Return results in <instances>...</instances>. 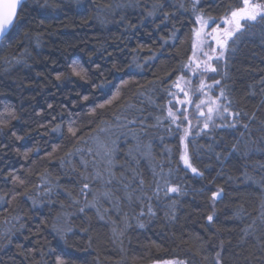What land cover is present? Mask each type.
<instances>
[{"label": "trees", "instance_id": "16d2710c", "mask_svg": "<svg viewBox=\"0 0 264 264\" xmlns=\"http://www.w3.org/2000/svg\"><path fill=\"white\" fill-rule=\"evenodd\" d=\"M240 3L24 0L0 40V264H264V21L209 76L238 115H189L203 175L167 118L196 16Z\"/></svg>", "mask_w": 264, "mask_h": 264}, {"label": "snow or ice", "instance_id": "6c2138e0", "mask_svg": "<svg viewBox=\"0 0 264 264\" xmlns=\"http://www.w3.org/2000/svg\"><path fill=\"white\" fill-rule=\"evenodd\" d=\"M23 2L24 0H0V36H4L17 23L19 19V11H22ZM198 2L199 0H194V11L195 3ZM258 17L261 21H264V0H241L240 5L235 8L230 7L228 13L220 21H215L211 17H209L208 20H205L202 15H197L196 23L198 27L193 30V57L190 58L189 64L185 65V67H189V69L193 71V75H195V70L191 69V64L193 63L195 64L196 69L202 67L203 72L215 73L217 68L214 67L210 61L213 59L222 60L225 54L229 51L230 42L235 44L240 38L238 34H242V30L245 28L246 24L256 21ZM209 21L212 23L211 27H209ZM204 44H207L211 51L217 53V55L210 56L208 52H205L203 50ZM213 44L215 45L214 47ZM198 46L200 47L203 56L207 57L206 60L201 61L195 59V50ZM81 72L82 70L73 68V73L75 75L81 76ZM60 78V75H57V79ZM181 79H185V77L183 75L179 76L177 80L173 82V87L178 88L180 92L184 94V99H180L179 96L171 90L168 91V95L174 97L177 104L182 107H176L172 104V101H169L168 103L170 106L167 109V118H170L171 123L176 126L178 131L184 125V122H187V126L183 127L184 136L181 139L184 142V151L183 154L180 155V160L183 162L184 166L191 169L193 173L203 175V173L198 172L197 168L193 167L189 154L187 137L191 135L190 129L192 122L187 114L188 108L194 107L196 110L195 115L197 117H204L203 127L206 129L209 127V121L213 119L214 114L223 119L224 113L228 112V107L220 103V98L224 97L225 93L223 89H221L218 97L211 96L212 89L215 85L220 84L219 80L213 78L211 84H205L201 81L194 92V95L196 92L200 93V95L196 96V99L193 100L185 88L180 87L179 80ZM125 83H127V81H125ZM186 83H188V81H186ZM205 89L208 91H205ZM118 95L119 89H117V96ZM84 99L87 100L88 97L85 96ZM107 103L111 104L112 100H108ZM98 107L103 108L105 105L101 104L98 105ZM173 108H175V111ZM92 111L95 112V108L92 109ZM232 115L235 116L238 114L232 113ZM177 121H180V123H177ZM197 123H200L199 119H197ZM245 127H247V125H245ZM69 131L72 132V129L69 128ZM100 147L104 149V156L107 158V163L111 165L114 159V149L105 143H100ZM89 151H91V149ZM97 154L99 155V153ZM129 155H131V153H129ZM97 175H99V173ZM110 182L111 181H109V183ZM84 187L87 188L88 185L85 184ZM169 191L179 192V188L173 186ZM221 191L223 190L221 189L220 191L213 193V199L219 196ZM104 195L107 196L108 193H104ZM81 211H83V209H81ZM207 219L212 221L213 217L210 215ZM218 257L219 253H217V258ZM57 261L58 264H64V261L59 257L57 258ZM163 264H185V261L179 259L166 260L163 261ZM217 264H219L218 259Z\"/></svg>", "mask_w": 264, "mask_h": 264}, {"label": "rangeland", "instance_id": "374dc122", "mask_svg": "<svg viewBox=\"0 0 264 264\" xmlns=\"http://www.w3.org/2000/svg\"><path fill=\"white\" fill-rule=\"evenodd\" d=\"M198 15H202V16L204 17L205 20H208V18H209L208 16H205V15H203V14H201V13H199ZM212 19H213V18H212ZM213 20H215V21H220V20H216V19H213ZM221 20H222V19H221ZM211 26H212V23H211V21H209V27H211ZM197 27H198V25H197V23H196L195 28H197ZM195 28H194V29H195ZM214 46H215V45L213 44V47H214ZM203 50H204L205 52H208V54H209L210 56H215V55H217V53H213V52L211 51V49L208 47L207 44H204V45H203ZM195 51H196L195 59H197V60H201V61L207 59V57L203 56V54H202V52H201L199 46L196 48ZM192 57H193V50H192V55H191L190 58H192ZM224 57H225V56H224ZM216 61H219V60L213 59V60L210 61V63L215 67V63H216ZM189 62H190V60H189ZM189 62H188V64H189ZM188 64H187V65H188ZM191 69L195 70V75H193V71L190 70L189 67H186L185 72H184L183 74H181V75H183V76L185 77V79H181V80H179V84H180V87L185 88V90L189 93V96H191V97L193 98V100H195V99H196V96L200 95V93L196 92L195 95H194V92H195V90L198 88V86H199V84L201 83V81H203L205 84H211V83H212V81H211L210 78H209L211 72H203V68H202V67H201L200 69H196L194 63L191 64ZM181 75H180V76H181ZM176 80H177V79H176ZM186 81H188V83H186ZM221 89H222V88H221L220 84H219V85H215V87H214V88L212 89V91H211V96H212V97H218V96H219V92H220ZM205 91H208V90L205 89ZM174 92L179 96L180 99H184V94H183L182 92H180V90H179L178 88H175V87H174ZM220 103H221L222 105H224V106H227V104L225 103V99H224V97L220 98ZM172 104L175 105L176 107H182V106H180L179 104H177L176 99H175L174 97H173V99H172ZM227 107H228V106H227ZM195 112H196V110H195L194 107H189V108H188V113H187V114H188V117H189V115H194V116H195V119H199V120H201V123L203 124V122H204V117H197V116L195 115ZM232 113H233V112H232V111L230 110V108L228 107V112L224 113V118H223V119L217 117V116L214 114V115H213V119H212L211 121H209V124H210V123H213V122H215V121H216V122H220L221 120L223 121V123H224V121H226V120L230 121V120H232V119L234 118V116L232 115ZM192 118H193V117H192ZM217 119H220V120L218 121Z\"/></svg>", "mask_w": 264, "mask_h": 264}, {"label": "water", "instance_id": "95a60500", "mask_svg": "<svg viewBox=\"0 0 264 264\" xmlns=\"http://www.w3.org/2000/svg\"><path fill=\"white\" fill-rule=\"evenodd\" d=\"M7 33H8V32H7ZM7 33H6V34H7ZM6 34H5V35H6ZM5 35H4V36H5ZM4 36H0V40H1Z\"/></svg>", "mask_w": 264, "mask_h": 264}]
</instances>
